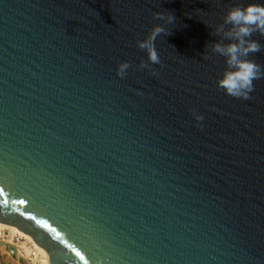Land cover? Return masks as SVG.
Wrapping results in <instances>:
<instances>
[{
  "label": "water",
  "instance_id": "obj_1",
  "mask_svg": "<svg viewBox=\"0 0 264 264\" xmlns=\"http://www.w3.org/2000/svg\"><path fill=\"white\" fill-rule=\"evenodd\" d=\"M246 4L0 0V223L49 264H264V76L227 95L212 51Z\"/></svg>",
  "mask_w": 264,
  "mask_h": 264
},
{
  "label": "clouds",
  "instance_id": "obj_2",
  "mask_svg": "<svg viewBox=\"0 0 264 264\" xmlns=\"http://www.w3.org/2000/svg\"><path fill=\"white\" fill-rule=\"evenodd\" d=\"M158 18L165 23H172L174 17L169 14L165 17L158 14ZM223 23L231 26V31L226 32L224 38L230 42L226 45L213 43L212 51L225 57L226 68L218 80V87L227 95L234 98H247L253 87V81L264 76V68L253 59L250 53L259 52L262 45L259 41L251 39L253 32L264 34V5L246 4L230 6L223 17ZM168 34L164 24H155L146 37L138 40L137 47L144 50L148 61L158 63L155 50V40L160 34ZM144 66V65H141ZM129 67L127 62L118 65L117 74L124 75ZM202 117H197L201 119Z\"/></svg>",
  "mask_w": 264,
  "mask_h": 264
},
{
  "label": "rangeland",
  "instance_id": "obj_3",
  "mask_svg": "<svg viewBox=\"0 0 264 264\" xmlns=\"http://www.w3.org/2000/svg\"><path fill=\"white\" fill-rule=\"evenodd\" d=\"M29 245L9 230H0V264H40L23 247Z\"/></svg>",
  "mask_w": 264,
  "mask_h": 264
},
{
  "label": "bare ground",
  "instance_id": "obj_4",
  "mask_svg": "<svg viewBox=\"0 0 264 264\" xmlns=\"http://www.w3.org/2000/svg\"><path fill=\"white\" fill-rule=\"evenodd\" d=\"M5 229L12 232V234L19 236L20 239L25 240V242L29 246L23 247L24 251L32 255V260H36L40 264H49L48 255L46 251L43 250L39 245H37L28 234L18 230L14 226L0 223V230H5Z\"/></svg>",
  "mask_w": 264,
  "mask_h": 264
}]
</instances>
